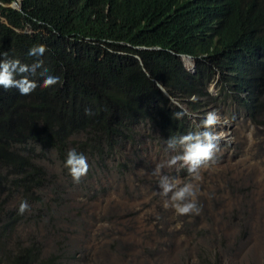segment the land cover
Segmentation results:
<instances>
[{
    "label": "trees",
    "instance_id": "obj_1",
    "mask_svg": "<svg viewBox=\"0 0 264 264\" xmlns=\"http://www.w3.org/2000/svg\"><path fill=\"white\" fill-rule=\"evenodd\" d=\"M34 48L39 61L18 57ZM0 53L39 64L30 95L0 88V184L11 178L24 196L41 184L36 148L105 161L136 146L140 127L184 136L196 127L188 115L223 101L264 128V0H0ZM42 74L59 82L42 88ZM20 221L0 216V264H57L36 247L8 249Z\"/></svg>",
    "mask_w": 264,
    "mask_h": 264
},
{
    "label": "rangeland",
    "instance_id": "obj_2",
    "mask_svg": "<svg viewBox=\"0 0 264 264\" xmlns=\"http://www.w3.org/2000/svg\"><path fill=\"white\" fill-rule=\"evenodd\" d=\"M224 102L201 108L200 117L181 106L193 132L209 111L221 117L212 129L222 136L216 163L198 175L182 160L170 166L182 147L168 149L149 127L137 130L132 149L122 147L105 161L87 157L88 172L78 183L54 151L36 148L40 186L24 196L11 178L0 184L3 224L21 216L15 232L6 233L8 249L36 247L57 264H264V128ZM160 175L180 186L191 182L200 214L175 213L171 194L158 186ZM23 200L30 208L19 214Z\"/></svg>",
    "mask_w": 264,
    "mask_h": 264
},
{
    "label": "clouds",
    "instance_id": "obj_3",
    "mask_svg": "<svg viewBox=\"0 0 264 264\" xmlns=\"http://www.w3.org/2000/svg\"><path fill=\"white\" fill-rule=\"evenodd\" d=\"M15 8L19 6L14 4ZM13 53V50H10ZM16 52V50H15ZM14 54V53H13ZM44 55L42 48H34L26 53L25 51L18 56L23 61L25 58L33 61H39ZM16 56V55H15ZM182 61L186 67L184 60ZM191 57V56H189ZM193 58V57H192ZM196 59H194L195 62ZM192 62L189 72L195 73V64ZM194 67V68H193ZM39 69V64L34 63L32 67H28L22 64L18 59H13L7 56V53H0V88L5 90L14 89L18 95L27 96L30 95L36 89V84L30 79L32 75ZM17 77H23L17 79ZM42 88H47L56 85L59 82V78L56 76H50L42 74ZM160 89L165 93L168 98H171L162 85H159ZM164 88V90L162 89ZM211 92L212 90L209 89ZM195 99V97H193ZM172 102H174L172 100ZM175 104H177L175 102ZM179 108L181 105L178 104ZM183 109V108H181ZM87 114V113H86ZM179 116V114H177ZM221 120L219 113L216 110L209 111L198 126L200 130L190 132L187 135L180 137H169L166 140V146L170 150H175L179 145L183 149L181 156L173 157L169 161V165H174L177 160H182L187 165V172L192 175H198V170L201 167H208L211 164L216 163V152L219 148V141L222 136L218 135L212 129ZM65 166L69 169V173L72 176L74 182H79L80 179L85 176L89 169L88 158L84 153L77 151L75 148L70 149L66 154ZM154 174H159V166L154 170ZM159 188L162 191V195L169 196L171 200L172 208L175 213L179 215L196 214L199 215L202 207L198 204L196 199L197 188L191 183L186 182L182 186L174 178H170L166 175H160ZM168 205L166 204L165 207ZM30 205L26 200L21 201L18 213L23 214L28 211Z\"/></svg>",
    "mask_w": 264,
    "mask_h": 264
},
{
    "label": "water",
    "instance_id": "obj_4",
    "mask_svg": "<svg viewBox=\"0 0 264 264\" xmlns=\"http://www.w3.org/2000/svg\"><path fill=\"white\" fill-rule=\"evenodd\" d=\"M184 60H186V62L192 64V62H194V58L192 57H189V56H186L184 57ZM194 68V67H193ZM164 90V88H162Z\"/></svg>",
    "mask_w": 264,
    "mask_h": 264
},
{
    "label": "bare ground",
    "instance_id": "obj_5",
    "mask_svg": "<svg viewBox=\"0 0 264 264\" xmlns=\"http://www.w3.org/2000/svg\"><path fill=\"white\" fill-rule=\"evenodd\" d=\"M187 65H189V64L187 63Z\"/></svg>",
    "mask_w": 264,
    "mask_h": 264
}]
</instances>
